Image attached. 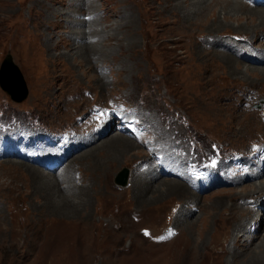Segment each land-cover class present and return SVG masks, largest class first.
<instances>
[{"label": "rangeland", "instance_id": "rangeland-1", "mask_svg": "<svg viewBox=\"0 0 264 264\" xmlns=\"http://www.w3.org/2000/svg\"><path fill=\"white\" fill-rule=\"evenodd\" d=\"M201 1L0 0V66L10 55L26 88L24 99H13L0 84V129L8 137L25 135V140L40 134L45 145L47 137L62 133L87 136L90 143L70 153L68 143L58 147L62 150L56 158L66 157L52 171L35 163L50 153L31 159L32 153L22 150L27 141L16 145L10 140L11 149L0 146V155H7L0 158V264H207L211 255L216 256L213 264H249L252 248L255 254L264 253V208L254 245L229 252L233 235H244L237 228L242 217L231 210L244 205L257 209L253 202L259 195L242 190L263 180L264 173L253 179L238 171L243 180L236 184L231 181L235 176L218 170V180L212 178L207 189H188L196 195L189 204V195L165 193L171 181L184 189L185 184L163 175L156 153L148 150L154 141L157 148L181 145L189 152L195 146L203 153L196 162L202 172L239 155L248 167L264 159V79L260 72H244L247 65L264 62L255 64L246 54L232 56L238 66L233 62L229 67L217 55L229 52L215 44L221 40L242 46L249 38L259 46L264 37L252 30L258 20L245 10L227 18L230 8L223 2H211L212 11H201L197 18ZM115 105L137 114L145 131L133 140L115 131L116 118L110 116L104 134L93 141L92 131L100 127L91 118L95 107L111 111ZM116 134L131 147L112 153L103 171L107 162L111 170L103 175L92 163L106 149L100 141ZM258 148L263 151L257 156ZM153 165L155 177L149 173ZM27 167L57 180L45 190ZM124 169L128 179L122 187L115 181ZM81 180L87 186L77 187ZM82 191L89 195L82 197ZM185 219L187 224L175 222ZM168 228L171 235L164 234ZM223 232L218 246L216 235ZM187 241L197 246L195 254L189 259L186 251L187 259L181 252V258L172 256L179 248L189 252L193 246L189 242L191 247L185 248Z\"/></svg>", "mask_w": 264, "mask_h": 264}, {"label": "bare ground", "instance_id": "bare-ground-1", "mask_svg": "<svg viewBox=\"0 0 264 264\" xmlns=\"http://www.w3.org/2000/svg\"><path fill=\"white\" fill-rule=\"evenodd\" d=\"M183 2H184V0H182ZM244 1V0H243ZM242 0H238L237 1V4H236V2H235V0H209V4L208 3H205V1H201L200 3H199V5H197L198 6V10H196V13H197V15H198V17L197 18H199L200 17V15H202L203 13H205V12H209V11H212V7L210 6V3L212 2H215V4H219V2H223V3H226L225 5H226V7L227 8H230L229 9V11L227 12L228 13V15H227V18H228V16H229V14H232V12H240V10H245V12L247 13V14H249V15H253V16H256V18H257V20H258V22H257V25L255 26L256 27V29L255 28H253L252 30L255 32L254 33V35H256V37L257 36H262V37H264V8H259L258 6H260V5H262V6H264L263 4H258V5H256V4H250V5H248V3L247 4H245V3H242L243 2ZM246 1V0H245ZM227 3H233V4H236V5H229V4H227ZM189 4V3H188ZM189 5H193V4H189ZM228 5V6H227ZM240 5V6H239ZM202 11V14L200 13ZM190 12L191 11H186V13H184V15L186 16V18L188 17L189 18V15H190ZM187 14V15H186ZM225 15H226V13H225ZM189 20V19H188ZM190 21V20H189ZM76 26V25H75ZM70 30H71V34L74 36H76V34H77V30L73 27V28H71L70 27ZM81 36L83 37L84 36V31L82 30L81 31ZM208 38V37H207ZM247 38V37H246ZM255 38V37H254ZM211 39V38H210ZM250 42H249V44L247 43V44H244V45H242V46H240L239 44L240 43H231V42H227V41H221V40H217L216 42H215V44H221L222 45V48L223 49H225V50H227V53L229 52V55L227 54V55H224L225 53L223 52V54H220V53H218L217 55L219 56V57H221V58H223V61L224 62H226V64L230 67L231 65H233V62L235 63V65L237 64L236 62V57L237 56H246V54H248V56L250 57V59H252V60H254V63L255 64H262L263 62H264V41H262L261 43H259V46H257V47H255L254 45H253V41L251 40V39H249V38H247ZM264 40V39H263ZM207 41V40H206ZM208 41H210V40H208ZM205 42V41H204ZM206 43V42H205ZM205 43H203V44H205ZM207 44V43H206ZM250 45V46H249ZM202 46V45H201ZM210 48V47H209ZM230 48H231V51H229L230 50ZM256 48H258V49H256ZM220 49V48H219ZM222 49V50H223ZM232 56H234L235 58H233ZM236 66H238V65H236ZM203 67V66H202ZM234 67V66H233ZM236 68V67H235ZM235 70H239V71H242L243 70V68H239V67H237ZM207 71V70H206ZM206 71H203V72H206ZM251 71H257V72H260V74L262 75V77H263V79H264V66H249V65H247L246 67H245V70H244V72L245 73H250ZM206 75V74H205ZM260 75V76H261ZM13 86V85H12ZM258 91V90H257ZM256 93V92H255ZM203 94H204V92H203ZM16 95V94H15ZM202 95V94H201ZM223 99H225V98H221V99H218L219 100V102H221ZM249 107V106H248ZM243 110H245V109H243ZM243 116V115H242ZM83 129V127H81V130ZM104 129H106L105 128V125H102V126H100L99 127V129L98 130H96V132H93L92 131V133H93V141H96L97 140V137L96 136H99V135H101V134H104ZM77 132V131H76ZM25 134H28V133H26L25 132ZM41 135L40 134H38V136L36 137V136H34L35 137V139L37 140H35L34 138L32 139V140H27V142H26V144H24L23 146H22V150L23 149H26V150H29V152H31L32 153V156L30 155V158L31 157H37L38 155H41V154H44V153H51V151L53 150L52 149V147H50L48 144L47 145H45L44 143H42V141H44L43 139H42V137H40ZM75 136V135H74ZM109 136H106L103 140H101L100 141V144H104V146H105V148L106 149H103L102 148V150H100V152L102 151V153H100L99 152V155H98V157H100V159L99 160H97V161H94L93 160V162L94 163H92L93 165H95V167L97 168V170H100L102 173H103V175H106L107 174V172H108V170H111V163L110 162H107V164H108V166L109 167H105V172L103 171V169H104V165H105V161H107L109 158H110V155L113 153V155L115 154H119V153H121V152H124L125 151V149L128 147V146H130V142L128 141V140H126L125 138H122V136H120V135H118V134H116V135H114V136H112V137H109ZM38 138V139H37ZM101 138V137H100ZM100 138H98V140L100 139ZM107 138V139H106ZM170 140V139H169ZM259 140H262V139H259ZM70 142L68 143V148H66L67 150H68V152L70 153V150H72V149H74L77 145L78 146H82V145H87V144H90L89 143V141H88V138H87V136L85 137V136H83V138H77V139H72V140H69ZM90 141H91V139H90ZM158 142V141H157ZM259 142V141H258ZM166 143V142H165ZM29 144H31L30 146H29ZM134 144V143H133ZM170 144V143H169ZM260 144V143H259ZM170 145H172V144H170ZM258 145V144H257ZM159 146V145H158ZM163 146V145H162ZM167 146V145H166ZM131 147V146H130ZM165 147V146H164ZM3 147H1V149H2ZM160 148V147H159ZM256 148V147H255ZM5 149V148H4ZM170 149V148H169ZM66 150V151H67ZM128 150V149H127ZM171 150V149H170ZM105 151V152H104ZM104 152V153H103ZM260 152H261V150H259L258 151V154H257V156L260 154ZM68 153V154H69ZM87 153V157H91L94 153L91 151V152H86ZM98 154V153H97ZM263 154H264V151H263ZM170 155V157H173L175 154H169ZM6 157H7V155H6ZM25 157H27V156H25ZM255 157V156H254ZM257 157H255V159H256ZM259 158V157H258ZM32 159V158H31ZM112 159V158H111ZM87 160V159H86ZM29 161V160H28ZM258 162L259 163H256V164H253L252 166L255 168L256 167V169H259V172L258 171H256L255 172V170L254 169H251L248 173H245L244 174V176H248V175H250V177H252L253 179H256V178H259V177H261V176H263V173H264V159H262V158H259V160H258ZM253 163H255V161H253ZM224 164V163H223ZM248 164V163H247ZM251 166V167H252ZM153 167V169L151 168V170H150V172L149 173H151L152 174V176H157V174L158 173H153V170H154V165L152 166ZM251 167H249V168H251ZM36 168V167H35ZM107 168H108V170H107ZM26 170H28L29 172H30V174L31 175H33L34 177H36L38 180H39V184H40V186H42V187H44V189L46 190V188H48V187H50L51 185H52V181L54 182V181H56L57 179L55 178V177H52L53 178V180L51 179H49V178H47V176L45 175L44 176V174L42 173L43 171L42 170H40L39 168H36V170L37 171H35V170H33V169H31L30 167H27L26 168ZM224 174L228 177V176H230V178H231V174H232V172H224ZM224 174H223V177H224ZM139 176V175H138ZM137 176V177H138ZM244 176H243V178H244ZM233 177V176H232ZM238 177V178H237ZM102 178H103V176H102ZM136 178V177H135ZM229 178V177H228ZM232 180V182H235L236 184H239L240 182H242V180L243 179H241V178H239V175L237 176H235L234 178H231ZM229 180V179H228ZM249 180V179H248ZM263 180H264V178H263ZM263 180H261V181H263ZM260 181V180H259ZM254 182V181H251L250 182V184H252V185H250V184H248L249 186H247V187H243V192L245 193V195L246 194H258L259 196H257V197H255V200H254V202H253V204L255 205V206H257V209L255 210L254 208L253 209H251V207H248V206H239V207H237L236 209H234V210H231V212H233L234 211V217H237V218H240V217H242V218H240V220H239V222L237 223L238 224V226H237V224H236V226H237V228H238V230L239 231H241V232H244V235L242 234L241 236H239V235H233V237H232V243H233V245H232V248H230V250H229V252L230 251H232L235 247L236 248H239V246L238 245H240V246H245V247H248V248H250L252 245H254L253 243L255 242V240L256 239H258V237H257V234H259V232L261 231L260 229H261V224H262V212L260 211L259 212V210H260V208H264V199H261V195H263L264 194V182ZM254 183V184H253ZM168 185H166V188L164 189V191H166L165 193H168V194H177V195H183V196H186V195H189V197L187 198V200L189 201V204H193V202H196L195 200H196V195H194L193 193H189V192H191V191H189L190 190V188H193V187H191L190 185H188L186 182L184 183L185 184V189H184V187L182 186V184L181 183H179L178 181H171L170 183H167ZM134 185V184H133ZM40 186H39V188H40ZM53 186V185H52ZM85 186H87V185H85V181H83V180H81V184L80 185H78L77 184V187H85ZM156 186V185H155ZM159 186V185H158ZM94 187V186H93ZM154 188V187H153ZM159 188V187H158ZM140 189H142V188H140ZM157 189V188H156ZM189 189V190H188ZM85 190H86V188H85ZM88 191V190H87ZM142 191V190H141ZM83 193H81L80 195L82 196V197H85V196H88L89 195V193H87V192H84V191H82ZM158 193V192H157ZM218 193H220L219 191H218ZM161 196V195H160ZM251 197V196H250ZM263 198H264V195H263ZM186 200V201H187ZM249 200V199H248ZM233 207V206H232ZM228 210H230V209H228ZM237 210H239V211H237ZM230 213V212H229ZM179 214V213H178ZM172 215V214H171ZM174 219H175V216H174ZM227 221V220H226ZM174 222V221H173ZM176 222V224H178V223H188V221H186V219L185 220H183V221H175ZM260 224V229L258 228L257 229V226ZM190 225V224H189ZM189 225H187V226H189ZM248 225V226H247ZM254 226V229H253V231L251 230V226ZM172 226V225H171ZM172 229H174L173 227H172ZM166 230V229H165ZM175 230V229H174ZM178 230V229H177ZM243 230H245V231H243ZM176 232V231H175ZM249 232V233H248ZM177 233V232H176ZM248 233V234H247ZM223 236H224V232H223V234H221V233H219V234H217L216 235V240H217V242H218V246H220V244H222L221 243V241L223 240ZM220 238H221V241L219 242V240H220ZM264 237H263V239L261 240V246H264ZM190 242V241H189ZM188 241H187V243H186V245H185V248L186 247H191V246H193L192 248H191V250L189 251V252H187L188 251V249L187 250H184V248L182 249V248H179V250H176L175 251V253L172 255V256H174L175 257V254L178 256V257H180V252H181V255L183 256V258H184V256H186L185 255V253H184V251H186V253H188L187 254V256H188V259L190 258V257H192L194 254H195V252L197 251V246L195 245V244H193V242L191 241L190 243L192 244L191 246H190V243H189ZM216 243V241H215V239H214V241H212V243ZM196 243V242H195ZM203 245V244H202ZM260 245H258V247H259ZM254 247H256V246H254ZM223 246L222 247H219V249H218V251H219V253H220V255H222L223 253H224V251H223ZM253 250H254V248H252L251 249V252H252V254H253V256H251L249 259V264H264V256H263V254L264 253H261V252H259L258 251V253H254L253 252ZM178 251H179V253H178ZM195 251V252H194ZM210 253V255H211V253L212 252H209ZM181 256V257H182ZM187 256H186V258H184V259H187ZM212 256V258H210L211 260L210 261H208V262H206L207 264H213V260L214 259H216L215 257L216 256H214V255H211ZM180 257V258H181ZM171 261H173L174 262V258H172L171 257ZM169 261V260H168ZM170 261V262H171ZM175 261H176V258H175ZM172 262V263H173ZM176 264H177V261L175 262ZM184 263V262H183ZM191 263V262H190ZM184 264H187V263H184Z\"/></svg>", "mask_w": 264, "mask_h": 264}, {"label": "water", "instance_id": "water-1", "mask_svg": "<svg viewBox=\"0 0 264 264\" xmlns=\"http://www.w3.org/2000/svg\"><path fill=\"white\" fill-rule=\"evenodd\" d=\"M0 84L3 90L7 91L13 99H24L26 96V88L22 76L13 63L10 55H7L0 66ZM13 85V86H12ZM16 94V95H15ZM128 179V171L124 169L116 179V184L126 186Z\"/></svg>", "mask_w": 264, "mask_h": 264}, {"label": "snow or ice", "instance_id": "snow-or-ice-1", "mask_svg": "<svg viewBox=\"0 0 264 264\" xmlns=\"http://www.w3.org/2000/svg\"><path fill=\"white\" fill-rule=\"evenodd\" d=\"M147 235V233H145ZM172 233L170 232L169 235H171ZM160 239H165V237H160Z\"/></svg>", "mask_w": 264, "mask_h": 264}]
</instances>
